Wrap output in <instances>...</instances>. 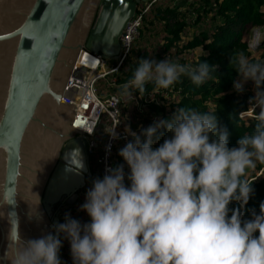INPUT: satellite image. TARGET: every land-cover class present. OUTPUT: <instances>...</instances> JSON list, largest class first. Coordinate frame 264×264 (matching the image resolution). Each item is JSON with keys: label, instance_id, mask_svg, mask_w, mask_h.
<instances>
[{"label": "clouds", "instance_id": "1", "mask_svg": "<svg viewBox=\"0 0 264 264\" xmlns=\"http://www.w3.org/2000/svg\"><path fill=\"white\" fill-rule=\"evenodd\" d=\"M261 42L255 33L250 46ZM230 64L242 78L234 82L237 92L244 82L254 84L249 115L256 123L238 146H228L227 130L210 111L181 107L140 134L126 126L132 139L118 154L130 170L129 183L124 164L110 167L92 180L80 205L88 222L66 213L63 223L52 225L54 232L27 240L18 225L11 229L5 254L10 264H61V237L70 243L73 264H264V201L259 214L251 210V219L229 208L233 201L247 205L254 195L248 170L264 165V61L241 51ZM216 68L206 61L192 67L141 58L121 85L122 95L133 100L131 89L143 95L148 83L168 89L182 76L200 86ZM159 129L171 135L154 147L163 135ZM107 132L119 138L115 127Z\"/></svg>", "mask_w": 264, "mask_h": 264}, {"label": "water", "instance_id": "2", "mask_svg": "<svg viewBox=\"0 0 264 264\" xmlns=\"http://www.w3.org/2000/svg\"><path fill=\"white\" fill-rule=\"evenodd\" d=\"M148 1L0 0V264H10L11 229L25 240L54 232L85 188L89 156L65 87L82 50L117 59Z\"/></svg>", "mask_w": 264, "mask_h": 264}, {"label": "trees", "instance_id": "3", "mask_svg": "<svg viewBox=\"0 0 264 264\" xmlns=\"http://www.w3.org/2000/svg\"><path fill=\"white\" fill-rule=\"evenodd\" d=\"M254 28H264V0H158L143 17L139 36L132 45L130 62L108 76L114 79L111 82L115 86H108L101 80L104 84L99 81L101 85H98V92L106 90L107 93L117 94L123 104L129 98L122 95L121 85L131 78L141 58H166L173 63L192 67L206 61L217 68L200 86L193 84L186 76H182L168 89L148 83L144 94H153L154 100L147 103L141 112L133 100L131 117L141 122L140 134L142 128L169 118L175 109L181 107L214 112L219 126L228 132V146L236 147L242 135L254 130L256 121L250 115H239L249 110L254 84L249 80L243 84L244 91L237 92L234 82L242 78L230 60L234 54L243 51L249 60L264 61V38L256 50H252L245 39ZM131 91L134 98L140 94L138 90ZM256 111L259 112V109ZM161 132L163 135L154 143V147L171 135L165 129H159L157 134ZM124 146L117 141L113 145L112 158L113 167L124 164L127 184L130 170L118 154ZM99 175L97 172L96 177ZM248 178L254 180V195L247 205L240 207L237 201L229 205L230 209L239 208L242 219H251L252 209L259 214V205L264 201V165L257 164ZM61 239L63 241V237ZM59 255L65 261L69 258L64 247H61Z\"/></svg>", "mask_w": 264, "mask_h": 264}, {"label": "built area", "instance_id": "4", "mask_svg": "<svg viewBox=\"0 0 264 264\" xmlns=\"http://www.w3.org/2000/svg\"><path fill=\"white\" fill-rule=\"evenodd\" d=\"M156 1L158 0H149L137 7L135 14L127 22L120 36V51L117 59L105 60L96 53L87 50L80 52L62 96L65 103L75 106L73 126L84 132L81 137L86 141L87 155L94 154L96 149L100 150L96 159V163L100 167V178H103L108 168L113 167V145L117 141H120L122 145H126L132 137L125 132V122L120 114L122 106L120 96L105 91L99 93L98 83L120 71L125 63L130 62L132 45L139 36L143 17L150 11ZM133 100L141 112L145 109L146 104L153 101L154 98L153 94L148 93L138 94ZM250 111L251 109L239 115H249ZM102 116H106L107 121L110 123L107 131H111L115 127V132L119 138L113 139L107 132L105 142L99 147L95 133ZM132 131L135 132L136 130ZM136 133L138 134L137 131Z\"/></svg>", "mask_w": 264, "mask_h": 264}, {"label": "rangeland", "instance_id": "5", "mask_svg": "<svg viewBox=\"0 0 264 264\" xmlns=\"http://www.w3.org/2000/svg\"><path fill=\"white\" fill-rule=\"evenodd\" d=\"M255 32L260 33L261 38L262 39L264 38V28H254L250 31V34L248 36H246V38H245L249 45H251V43H252V38H253V35L255 34ZM251 48H252V50L257 49V47H251ZM111 81L112 80L109 77H106V80H104V82L108 86H111V87L115 86V84L114 83L112 84ZM239 81H241V79H239L238 82ZM100 82H102V81H100ZM100 82L98 83V85H101ZM104 82H102V83L104 84ZM103 88H105V87H103ZM104 91L107 92L106 90H104ZM131 108H133V100L128 99L122 104V106L120 108V114H121V117L123 118V120L125 122L124 123L125 128H126V126H129L131 128V130H136L137 132H139L140 127H141V122L138 121V119H133L131 117L132 116L130 114ZM249 110H250V106H249ZM109 126H110V123L107 121L106 116H102V118L100 119V121L98 123L97 131L95 133V138L98 142L99 147L102 146V144L105 142V138H106V134H107L106 130H108ZM99 151L100 150L96 149L95 153L89 156L91 177H89L87 179L85 188L80 190L78 199L75 201V203L72 206H66L65 205V206L61 207L60 214H59L60 218H62V219H60L61 223L64 222V218H65L66 213L70 214V216L72 218L80 220L82 223L88 222L89 216H88L86 211L80 210V205L85 202L86 192L90 187H92V181L91 180L97 178L98 176L96 177V174H97V172L98 173L100 172V167L96 163V159H97V156L99 155ZM251 171L252 170H248V174H250ZM62 247H64L65 252L69 253V257H70L71 256L70 243L67 239H63ZM71 260H72V257H71Z\"/></svg>", "mask_w": 264, "mask_h": 264}, {"label": "crops", "instance_id": "6", "mask_svg": "<svg viewBox=\"0 0 264 264\" xmlns=\"http://www.w3.org/2000/svg\"><path fill=\"white\" fill-rule=\"evenodd\" d=\"M90 218V217H89ZM68 257H69V255H68ZM61 263H63V264H73V260H71V256L68 258V261H65V260H62L61 259Z\"/></svg>", "mask_w": 264, "mask_h": 264}, {"label": "bare ground", "instance_id": "7", "mask_svg": "<svg viewBox=\"0 0 264 264\" xmlns=\"http://www.w3.org/2000/svg\"><path fill=\"white\" fill-rule=\"evenodd\" d=\"M255 33H257V32H255Z\"/></svg>", "mask_w": 264, "mask_h": 264}, {"label": "flooded vegetation", "instance_id": "8", "mask_svg": "<svg viewBox=\"0 0 264 264\" xmlns=\"http://www.w3.org/2000/svg\"><path fill=\"white\" fill-rule=\"evenodd\" d=\"M59 218H60V216H59Z\"/></svg>", "mask_w": 264, "mask_h": 264}]
</instances>
